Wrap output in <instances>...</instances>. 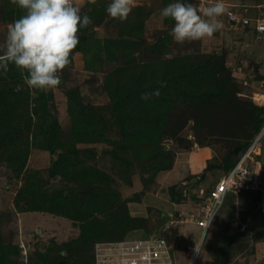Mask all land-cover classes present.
I'll list each match as a JSON object with an SVG mask.
<instances>
[{"label": "rangeland", "instance_id": "obj_1", "mask_svg": "<svg viewBox=\"0 0 264 264\" xmlns=\"http://www.w3.org/2000/svg\"><path fill=\"white\" fill-rule=\"evenodd\" d=\"M107 1L111 0H105ZM224 1L225 4L229 2L228 5L245 6L249 16L264 14V0ZM99 2L100 0H74L75 6L81 11L86 3ZM136 2L135 6H140L139 0ZM212 2L214 0H192L191 3L204 7ZM89 7L87 5V11L93 9ZM16 10L17 6L11 0H0V46L5 41L8 24L16 17ZM113 20L114 24L118 21ZM146 20L143 37L149 46L156 47V51L150 54L144 49L141 56L143 61L175 58L183 64L186 60V68H190L197 63L194 58L198 55H212L228 70V86L235 87L232 90L236 92L234 95L227 94L226 99L217 105L218 115H211L201 127L190 119L185 122L179 119L180 124L174 127L177 131L173 136L160 134L157 149L144 144L139 146L127 143L126 148L116 149L117 154L111 156V148L118 143L124 145L126 141L119 126L115 125L114 117L103 109L109 103L103 81L105 71L109 72L118 66L121 58L117 54L118 63L115 64L113 61L105 64L103 60L97 65L91 62L98 51L103 54L105 39L119 33L121 28L116 31L112 25L108 26L107 17L94 25L90 31L93 36L91 40H86L81 48L74 49L69 65L58 73L61 78L59 86L46 91L38 89L41 95L38 100L37 89L29 88L21 73L12 81L10 73L15 67L10 65L5 77L0 80V90L6 93L0 94L4 96L3 101L11 100L16 106L10 113L3 107L0 111V242L17 247V253L12 259L18 264H25L34 251L55 250V246L70 238H75L78 253L72 251L73 256L65 264H76L78 260L89 264L88 251L92 241L95 245L104 241L103 239H110L106 238L108 234L104 235L108 231L106 228H109L106 222L110 219L108 217L104 220L102 211L105 208L96 214L92 210L94 205L89 204L87 196V189L102 183H105L102 192L108 189L113 194L114 202L109 200V204L116 203L108 205L106 211L118 204L121 217L124 212L131 216L125 225L135 228L129 231L128 238L145 236L146 233L141 228L143 226L137 227L142 216L152 226L157 224L153 231L159 232L161 236L167 237L168 242L173 243L170 248L173 264H264V191L259 202H254L245 216L243 213L250 203L244 210L237 208L245 192H227L207 229L210 238L193 258L191 250L186 247L192 246V249L195 246V236L199 238L201 227L176 221L160 226L158 219L153 217L154 210H151L158 205L156 203H161L154 196L167 194L170 185L175 186L190 175H201L187 191L189 196L191 192L201 188L203 194L198 197V201L203 198L207 187L212 186L223 175V170L217 168V164H221L226 155H235L233 148L239 141L237 137L247 132L254 115L264 107V39H259V42L247 36L243 29L233 31L223 27L212 37L179 44L169 35L174 24L169 26L166 23L164 27L161 25L149 28ZM160 22H163V18H160ZM90 64L95 71L87 68ZM66 89L72 90L82 105L92 107L83 111L87 123L80 127L82 131L79 137L74 133L75 137L71 136V112L74 113L76 109L73 99L70 100L73 107L68 104L69 100L64 93ZM222 90L226 92V85ZM42 105H45V111L41 109ZM6 125H11L15 130L9 132ZM46 129L48 134L44 132ZM54 137L61 142L73 141L74 148L69 147L68 151L63 152L60 146L55 150L49 149L46 140ZM258 144L257 160L264 155V131ZM158 150H163L166 154L160 155ZM134 151H137L139 158L133 156ZM121 156L126 159L124 161L129 160L134 164L125 166ZM164 163L171 165L167 169H161ZM52 165L57 171V181L53 177H47ZM260 188L264 190V183ZM89 211L92 215L87 214ZM95 216L100 217L98 222L102 221L101 224L105 227H101L99 236L93 228L95 223L88 222L89 217L94 219ZM170 217H173L171 220L175 219L170 213L164 218ZM143 221L142 223L145 222ZM83 223L87 230L92 227L91 237L88 239L85 235L87 230L83 234L80 228ZM227 225L235 227L234 234H225ZM119 233L121 234L116 231L110 236H118ZM225 236H230L232 242L222 254H218L219 249L227 242Z\"/></svg>", "mask_w": 264, "mask_h": 264}, {"label": "trees", "instance_id": "obj_2", "mask_svg": "<svg viewBox=\"0 0 264 264\" xmlns=\"http://www.w3.org/2000/svg\"><path fill=\"white\" fill-rule=\"evenodd\" d=\"M110 2L111 1L105 2V0H100L98 4H85L86 7H84L81 11V15L87 13L90 16L92 23L88 27H82L80 29L78 33L80 43L78 44L77 48H81L83 44H86V40H91V37H93L90 33L91 29L94 25H98L100 21L105 17L109 18L108 26L112 25L113 27H111L116 31L121 28L119 33L117 32V34L110 37L109 39H105L102 49L103 54L98 53L100 52L98 51L94 59L91 57L93 59L91 63H94L96 65L102 60L105 64L112 61L114 64L118 63V61H116L117 54L121 58L119 59L118 66L114 67L109 72H107L108 70L105 71L106 76L103 81V87H105L104 90L107 93L109 102L108 105L103 109L105 111H109L110 115L114 117V120H116L115 125L119 126V128L121 129V134L124 135L126 141L125 143H123L124 145H122V143L114 145L110 151L111 156L117 154L116 149L122 147L126 148L127 143L139 146L144 144V146L158 148V145L160 144V134L165 133L167 136H173L177 131V129H175L174 127H177L178 124H180L179 119L182 122L190 119L195 125L201 127L202 123L205 120L207 121L211 115L217 116L219 109L217 108V105L226 99L227 94L234 95V92L236 91L232 90L235 87L232 88L228 86L229 72L221 63L218 62L216 57L212 55H208L207 57H205L206 55H198L194 58L196 59L197 63L192 65L190 68H186V60H184L185 64H183L175 58H170L164 61H143L141 56L144 49L150 54L151 52L156 51V47H154V45L149 46L146 43V39L143 37L144 20L147 19L148 13L145 9L142 8V6H135L133 7L132 12L129 14L126 20L121 21L118 19L117 23L114 24L112 22H114L115 20H113V18H111L106 12L107 5ZM172 2H174V0H162L161 9ZM185 2H192V0H185ZM226 4L230 3L226 2ZM87 5L88 7L90 6L93 9L87 11ZM15 13V19H17L23 14V10L17 7ZM166 23L169 26H172L174 24V21L170 18L163 17L162 27H164ZM87 68L90 71L96 70L95 68L91 67V64ZM223 73L225 75H223ZM19 75L20 70L14 68V71L10 73V78L13 81ZM4 77L5 76L3 74H0V80H3ZM157 80L166 81V86L161 88L156 83ZM146 85H148V87H146ZM225 85L228 90H226V92L222 90ZM107 86H109V88ZM157 88H159V96H152L149 100L141 99L142 93L152 92ZM71 91L72 90L70 89H66L64 91L65 96L69 100L68 104L73 107L72 103H70V100L73 99L75 102L74 104L76 113H73V111L71 112V117L73 116L71 136H73L74 133L79 137L82 131L80 130V127L87 123L84 119L86 117V114L83 111H86V109H91L92 107L82 105L78 100L77 95L75 94L74 96ZM36 93V100H38L39 97H41L38 89L36 90ZM0 94L4 95L6 93L5 91L0 90ZM3 99L4 96L0 95V111L3 108L8 109V113L14 111V108L16 106L13 105V102L11 100L9 102L3 101ZM41 109L45 111V105H42ZM83 119L85 122L83 121ZM263 120L264 107L261 108V111L259 113L254 115L252 125L248 127L247 132L245 134L242 133L240 137H237V140L239 141L233 148L235 150V155L231 157L229 155H226L224 159H222V163L217 164V168H221L223 172H226L232 167L238 156L245 150V148L251 142L252 138L260 130ZM6 127L9 132L15 130V128H12L11 125H6ZM44 132L48 134L47 129L44 130ZM69 139L70 138H68V140ZM46 142L48 148L51 150H55L58 146L61 147L62 152L66 150L68 151L69 147L74 148L73 141H64V143L63 141L61 142L57 137H54L53 139L49 138V140L47 138ZM137 151L133 152L134 157H138ZM158 151L160 155L161 153L163 155L166 154V152L163 150ZM121 158L122 164L127 167L128 165L134 164V162L132 163L129 160L124 161L126 159L122 156ZM59 160L60 159L58 157V161ZM158 164L160 165L161 163ZM170 165V163H164L161 165V169H167L170 167ZM56 172L57 171L52 165L47 173V177H56ZM192 176H198V179H196V181H198L201 177V175L195 174L190 175L189 177H187V179ZM149 179H151V177H149ZM104 184H98V186H93L87 189V196L90 199L89 204H92V206L94 205L92 210L95 211V213H99L101 212L102 208H105L102 211L104 220H106L108 217L110 218L109 221L106 222L109 224V228H106L108 231H105L106 233L104 234H108L109 236L107 235L108 237L106 238L110 239H99H103L104 241L121 240L127 237V233H129V231L135 227L131 225H125V222L129 221L131 216L126 215V212H124V216L121 217V212L119 210L120 208L118 207V204L106 211V209L111 204L115 205L116 203L109 204V200L114 202V199L112 198L113 194L111 193V195L109 193L110 190L108 189L107 191L102 192ZM248 192L252 194V200L246 211L243 213V216L247 214L254 202H259L261 196V192L259 190ZM167 196L173 203H179L186 198L180 196L175 192L174 185H170L168 187ZM151 210H154L153 213L155 214V216L153 217H156L159 222L164 218L156 213V209L151 208ZM88 213L92 215L91 211L87 212V214ZM98 217L99 216H95L93 217L94 219H91L89 217L88 219L89 223L91 221L95 223V226L93 228L96 229L97 235L98 233H101L102 228H105L101 224L102 221L101 223L98 222L100 221V217ZM140 220L141 222H139V226L137 227L143 226L141 228H143L144 233H151L153 232L154 228L158 226L157 224L152 226V224H150L151 222H149V220L147 221V219L143 216ZM142 221L145 224L142 223ZM147 222L148 227L146 225ZM80 228L83 234L85 233V230H87L85 229L84 223L82 224V227L80 226ZM91 229L89 228L85 233L86 239H88V237H91ZM106 229H103V231ZM116 231L121 232V234L119 233L118 236L116 235L111 237L110 234L116 233ZM84 238L85 237L83 236L82 239ZM165 238L167 239V237ZM225 238L227 242L219 249L218 254H222L226 247L232 242L230 240V236H225ZM93 239L96 238L94 237ZM93 242L94 241H92V244L88 251V254L90 252V259L87 260V263L89 264H93ZM0 248H4L3 250H0V264H18V262H15V260L12 259V257L17 253V247H15V245L7 246L0 242ZM76 249H78V247L77 243L75 242V238H70L69 240H66L63 243L55 246V250L46 249L44 252L34 251L33 254H30L28 256V261L25 264H65L66 261L73 256L72 251L77 252ZM9 252L14 255L11 256ZM83 263V260L76 261V264Z\"/></svg>", "mask_w": 264, "mask_h": 264}, {"label": "clouds", "instance_id": "obj_3", "mask_svg": "<svg viewBox=\"0 0 264 264\" xmlns=\"http://www.w3.org/2000/svg\"><path fill=\"white\" fill-rule=\"evenodd\" d=\"M11 3L23 10V14L8 24L5 41L0 46V74L6 75L12 65L20 70L29 88L46 91L59 86L58 73L69 65L72 51L80 43V29L92 23L90 16L87 13L81 15L74 0H11ZM134 6L135 0H111L106 12L111 18L124 21ZM226 11L224 0H214L204 7L174 0L160 10V15L174 21L169 35L175 42L183 44L212 37L224 27L219 18ZM156 83L161 88L166 86V81L157 80ZM159 95L157 88L142 93L141 99L149 100ZM262 188L258 189L261 193ZM212 220L207 222L199 238L195 236L194 251L197 254L210 238L207 229Z\"/></svg>", "mask_w": 264, "mask_h": 264}, {"label": "built area", "instance_id": "obj_4", "mask_svg": "<svg viewBox=\"0 0 264 264\" xmlns=\"http://www.w3.org/2000/svg\"><path fill=\"white\" fill-rule=\"evenodd\" d=\"M225 6L227 11L222 16V21L226 29H248L252 24L256 33L264 32L263 13L250 17L245 6L228 4ZM263 131L264 120L258 133L238 156L232 167L224 172L212 186L207 187L196 212L180 214L176 220L169 222L176 221L181 224L194 222L201 227V234L207 222L214 217L227 192L237 194L241 191L258 190L260 174L256 157L259 154L258 139ZM202 194L203 191L199 188L198 196ZM167 240L159 232L153 231L146 233L145 236L97 242L93 246V264H173L170 250L173 243ZM194 248L195 246L191 249V258L196 254Z\"/></svg>", "mask_w": 264, "mask_h": 264}, {"label": "crops", "instance_id": "obj_5", "mask_svg": "<svg viewBox=\"0 0 264 264\" xmlns=\"http://www.w3.org/2000/svg\"><path fill=\"white\" fill-rule=\"evenodd\" d=\"M136 1H138V0H135V4H137ZM142 1L139 0L138 4H140V6H142V8L145 9L146 12L148 13V17H147V20H146V25H148L149 28H158V27H160L162 25V22H160V18H163L160 15V10H161V6H162V0H142ZM250 17H255V16H250ZM219 19L222 20V16ZM238 29H242V28H238ZM243 30L246 31V35L247 36H250V37H252L254 39H257V40L264 39V35H263L264 32L256 33L254 31V29L252 28V24H251L250 27H248V29H243ZM233 31H236V30H233ZM259 42H260V40H259ZM261 153H262V145L260 147V155H261ZM263 160H264V155H262V157L260 156V159L258 160V172L260 174V180L259 181H260L261 185L264 183V161ZM192 190H194V188ZM198 191H199V189L197 191L191 192L189 196L187 195L188 192H186V198L184 200H182L181 202H179V203L171 202L169 200L167 194L162 193V194L156 195L154 197L160 199L161 203L160 202L156 203L158 205L155 206V207H158V208L159 207L160 208L163 207V209L159 210V209H157L155 207H152V206L151 207H152V209H156L157 210L156 213L159 216H162V217H165V215L168 214V213H170L172 216H174L176 218L180 214H183V213L187 214V213H190V212H192V213L196 212V210H197V208H198V206L200 204V201H198ZM242 192H245V193L242 194V199L239 201V204L237 205V208L239 210H241V209L244 210V208H246V206L249 203H251V200H252V194L250 192L241 191L239 193H242ZM164 201L168 202V203L166 204ZM159 205H161V206H159ZM153 215H154V213H153ZM172 218L171 217H170V219H165L164 218V220L160 221V226H162L164 224H169L170 223L169 221ZM186 223H191V224L195 225L194 222H186ZM134 231H132V232H134ZM128 236H129V233L127 234V237ZM137 236H139V235H137ZM131 237H135V236H131ZM191 247L192 246H187L186 248L191 250Z\"/></svg>", "mask_w": 264, "mask_h": 264}, {"label": "water", "instance_id": "obj_6", "mask_svg": "<svg viewBox=\"0 0 264 264\" xmlns=\"http://www.w3.org/2000/svg\"><path fill=\"white\" fill-rule=\"evenodd\" d=\"M196 179H198V176L196 177H190L189 179H183L181 181H179L178 183L175 184L174 186V190L176 193H178L180 196L185 197L186 196V191L187 189L194 184V182L196 181ZM53 180L57 181L58 178L54 177ZM235 233V227H233L232 225H227L226 227V231L225 234L226 235H232Z\"/></svg>", "mask_w": 264, "mask_h": 264}]
</instances>
